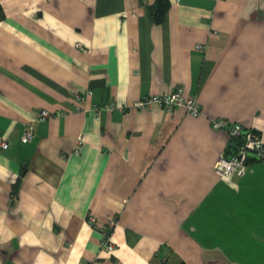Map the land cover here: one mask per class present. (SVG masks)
<instances>
[{
  "label": "crops",
  "instance_id": "crops-1",
  "mask_svg": "<svg viewBox=\"0 0 264 264\" xmlns=\"http://www.w3.org/2000/svg\"><path fill=\"white\" fill-rule=\"evenodd\" d=\"M154 1L0 0V264H264V160L220 177L210 124L264 143V0ZM175 89L202 113L134 107Z\"/></svg>",
  "mask_w": 264,
  "mask_h": 264
},
{
  "label": "built area",
  "instance_id": "built-area-1",
  "mask_svg": "<svg viewBox=\"0 0 264 264\" xmlns=\"http://www.w3.org/2000/svg\"><path fill=\"white\" fill-rule=\"evenodd\" d=\"M158 105L167 112H173L177 108H184L188 114L193 116L200 115L202 110L197 100L191 96L184 95L179 89L170 92L153 94L143 96L134 103V107H151ZM115 108L114 103L110 102L104 105L105 111H111ZM51 117L47 110H41L37 114L38 120H44ZM213 129L225 132L230 140L238 141L237 145L230 154H221L215 164V171L220 177H243L248 170V162L250 157H255L259 160H264V143L262 142L259 134L253 129L242 125L239 122L230 121L228 119L217 117L210 120ZM34 133L30 125L24 127L21 141L28 143L33 140ZM83 141V135H78L76 140V147L73 153H78V145ZM9 142L7 138L0 139V148L7 149ZM87 222L92 227H97L100 235L101 247L112 252L115 248L112 241V229L116 224L114 217H109L105 222L99 221L95 216L89 215ZM81 264H90L84 261Z\"/></svg>",
  "mask_w": 264,
  "mask_h": 264
},
{
  "label": "trees",
  "instance_id": "trees-1",
  "mask_svg": "<svg viewBox=\"0 0 264 264\" xmlns=\"http://www.w3.org/2000/svg\"><path fill=\"white\" fill-rule=\"evenodd\" d=\"M168 5H169L168 0H155L152 4L148 6V14L150 18L158 22L164 20L165 12ZM238 141L237 140L234 141L233 148H235Z\"/></svg>",
  "mask_w": 264,
  "mask_h": 264
}]
</instances>
